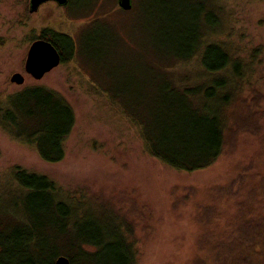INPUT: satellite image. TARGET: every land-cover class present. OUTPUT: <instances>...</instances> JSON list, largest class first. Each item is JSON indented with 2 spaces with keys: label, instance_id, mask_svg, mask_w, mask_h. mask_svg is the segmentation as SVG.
Segmentation results:
<instances>
[{
  "label": "rangeland",
  "instance_id": "obj_1",
  "mask_svg": "<svg viewBox=\"0 0 264 264\" xmlns=\"http://www.w3.org/2000/svg\"><path fill=\"white\" fill-rule=\"evenodd\" d=\"M161 1L132 0V7L123 9L117 0H69L67 5L46 0L30 11L29 0H0V97L26 84H42L59 91L74 113L65 155L56 162L41 160L31 146L0 130L1 232L26 225L37 233L29 227L34 217L24 194L12 189V169L20 166L52 180L57 194L76 208L79 216L70 228L69 216L51 203L43 218L49 225L38 233L54 251H71L77 264L80 221L97 223L99 229L110 223L116 235L132 231L136 264H191L214 241L234 237L240 219L231 223V215L245 198V180L264 161V129L258 135L240 133L205 168L177 170L146 153L138 128L110 99L129 90L127 100L134 105L133 93L137 85L144 90L147 66L162 61L155 38ZM221 1L230 17L221 39L245 55L259 49L254 66L264 94V0ZM174 2L193 11L200 4ZM52 28L74 38L75 53L35 80L23 71L26 50L41 31L50 36ZM15 71L24 74L22 84L9 80ZM257 109L264 126V97ZM232 180V194L223 193Z\"/></svg>",
  "mask_w": 264,
  "mask_h": 264
},
{
  "label": "trees",
  "instance_id": "obj_2",
  "mask_svg": "<svg viewBox=\"0 0 264 264\" xmlns=\"http://www.w3.org/2000/svg\"><path fill=\"white\" fill-rule=\"evenodd\" d=\"M221 2L200 0L195 11L176 6L174 0L159 2L155 38L162 61L147 66L149 76L145 75L141 84L144 90L135 87L134 105L127 100L129 90L125 97L110 98L138 128L146 153L177 170L205 168L240 133L258 135L264 129L257 109L264 94L254 66L259 49L245 55L221 39L230 22ZM50 32L46 36L41 31L36 37L48 39L63 62L74 54V41L59 30ZM73 124L72 107L49 86L26 84L0 97V130L31 146L45 162L63 159L64 140ZM260 165L241 187L245 198L230 220L240 219L234 237L214 241L206 254L198 253L191 264H264V161ZM11 178L14 192L25 196L26 210L34 217L29 227L37 233L29 232L26 225L0 231V264H54L60 254L68 257L70 264H77L71 251H54L48 246L49 239L38 233L49 225L43 218L52 204L59 214L69 216L66 225L70 228L76 226V208L63 201L55 183L43 174L15 166ZM234 182L222 187V192L232 194ZM77 230L80 264H136L137 240L132 231L116 235L110 223L99 229L92 221H80Z\"/></svg>",
  "mask_w": 264,
  "mask_h": 264
},
{
  "label": "water",
  "instance_id": "obj_3",
  "mask_svg": "<svg viewBox=\"0 0 264 264\" xmlns=\"http://www.w3.org/2000/svg\"><path fill=\"white\" fill-rule=\"evenodd\" d=\"M46 0H29V10L37 9L39 4ZM58 4H63L66 0H54ZM118 5L123 9H128L131 6V0H117ZM61 57L56 47L45 38H36L32 40L26 50V55L23 64L25 74L33 79H40L42 76L60 63ZM9 80L17 85L22 84L25 80L24 74L15 71L11 73ZM54 264H70L68 257L58 255Z\"/></svg>",
  "mask_w": 264,
  "mask_h": 264
},
{
  "label": "flooded vegetation",
  "instance_id": "obj_4",
  "mask_svg": "<svg viewBox=\"0 0 264 264\" xmlns=\"http://www.w3.org/2000/svg\"><path fill=\"white\" fill-rule=\"evenodd\" d=\"M56 2V1H55ZM68 2H69V0H66L63 4H60V5H67L68 4ZM132 5H133V2H132V0H131V6H130V8L132 7ZM61 32H64L65 34H67L68 36H70L71 38H72V40L74 41V47L76 48V41L74 40V38L69 34V33H67V31H61ZM37 38H39V37H37ZM74 48V49H75ZM59 52V51H58ZM75 53V52H74ZM59 54H60V52H59ZM60 57H61V54H60ZM61 61V60H60Z\"/></svg>",
  "mask_w": 264,
  "mask_h": 264
}]
</instances>
